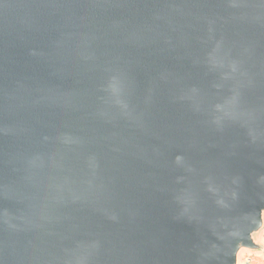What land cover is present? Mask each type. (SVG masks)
<instances>
[{
    "label": "water",
    "instance_id": "95a60500",
    "mask_svg": "<svg viewBox=\"0 0 264 264\" xmlns=\"http://www.w3.org/2000/svg\"><path fill=\"white\" fill-rule=\"evenodd\" d=\"M264 0H0V264L264 256Z\"/></svg>",
    "mask_w": 264,
    "mask_h": 264
},
{
    "label": "rangeland",
    "instance_id": "374dc122",
    "mask_svg": "<svg viewBox=\"0 0 264 264\" xmlns=\"http://www.w3.org/2000/svg\"><path fill=\"white\" fill-rule=\"evenodd\" d=\"M262 239L264 240V233L262 235ZM242 259V264H244V260L245 259H249L252 260L253 262H256L257 264H264V256L260 255V254H247L244 253L241 256Z\"/></svg>",
    "mask_w": 264,
    "mask_h": 264
},
{
    "label": "built area",
    "instance_id": "2783aa9c",
    "mask_svg": "<svg viewBox=\"0 0 264 264\" xmlns=\"http://www.w3.org/2000/svg\"><path fill=\"white\" fill-rule=\"evenodd\" d=\"M244 264H257L256 262H253L252 260L245 259Z\"/></svg>",
    "mask_w": 264,
    "mask_h": 264
}]
</instances>
